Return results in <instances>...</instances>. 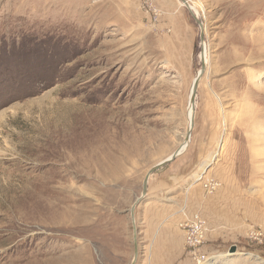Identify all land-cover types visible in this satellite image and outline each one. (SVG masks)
<instances>
[{
    "label": "rangeland",
    "instance_id": "rangeland-1",
    "mask_svg": "<svg viewBox=\"0 0 264 264\" xmlns=\"http://www.w3.org/2000/svg\"><path fill=\"white\" fill-rule=\"evenodd\" d=\"M188 1L198 19L176 0L187 24L163 27L160 0H0V264H131V208L186 139L202 32L188 145L219 133L195 182L221 236L203 264H264V0Z\"/></svg>",
    "mask_w": 264,
    "mask_h": 264
},
{
    "label": "crops",
    "instance_id": "crops-1",
    "mask_svg": "<svg viewBox=\"0 0 264 264\" xmlns=\"http://www.w3.org/2000/svg\"><path fill=\"white\" fill-rule=\"evenodd\" d=\"M160 1L165 14L161 22L163 27H177L179 22L187 24L185 19L180 21L178 18L181 14L178 12L176 0ZM214 107L216 105L212 106ZM214 120L216 118H212L211 125H216V122L213 123ZM201 124L202 129L192 135L191 144L172 162L170 161V164L167 163L157 170L149 180L147 194L141 204L142 212L137 211L141 229L136 264H193L186 261L188 254L184 233L179 225L185 218L193 219L198 212L207 218L206 212L209 208L207 204L204 205L207 200L204 197L202 182H195L200 171L196 166L207 159H211L212 162L216 158V154L212 156L213 158L211 154L217 146L219 136L213 126L208 128L207 124ZM217 168L218 166L214 169ZM184 203L187 217L181 212L179 215L173 212L178 206L182 208ZM210 223L205 249L214 252L220 250L215 247L221 237L220 228L215 221Z\"/></svg>",
    "mask_w": 264,
    "mask_h": 264
},
{
    "label": "water",
    "instance_id": "water-1",
    "mask_svg": "<svg viewBox=\"0 0 264 264\" xmlns=\"http://www.w3.org/2000/svg\"><path fill=\"white\" fill-rule=\"evenodd\" d=\"M182 1L184 3H186V5L190 9H192L190 7V4H189L188 0H182ZM195 17L198 19V16L195 15ZM200 25H201V27L203 26V21H200ZM201 38H202V42L205 44L204 32H202ZM204 44H203V46H204ZM201 60H202L201 69L198 72V74H197V76H196V78H195V80L193 82V86H192V94H191V100L190 101H191V104H193V105L195 104V98H196V95H197V90H198V87H199L200 80L203 77V74L205 73L206 68H207V62H206V59H205V56H204V49H202V52H201ZM193 125H194V119L191 121V125L188 127V132H187V137H186V141H188V142H189V140L191 138V130L193 129ZM181 152H182V147H179L172 155H170L166 159L162 160L161 162H159L158 164L153 166L148 171V173L146 174V176L144 178L142 194H141V196H139L137 198L135 204L131 208L132 221H133V224H134V239H135L134 240V257H133V260H132L131 264H136V261H137L138 255H139L138 236H137V229H136V226H135V206L137 204H139L141 202V200L144 199V197L146 196L147 190H148V183H149V179H150L151 175L153 173H155L157 170H159L160 168H162L163 166H165L167 163H169L170 161L175 159L177 156H179L181 154ZM230 251L231 252H236L237 251L236 246H233L230 249Z\"/></svg>",
    "mask_w": 264,
    "mask_h": 264
},
{
    "label": "built area",
    "instance_id": "built-area-1",
    "mask_svg": "<svg viewBox=\"0 0 264 264\" xmlns=\"http://www.w3.org/2000/svg\"><path fill=\"white\" fill-rule=\"evenodd\" d=\"M219 185V181H213V179L204 182V187L208 192H212ZM182 212L186 215V208H183ZM180 226L184 229L187 246L190 248L194 256L196 254L197 263L203 264L207 259L206 255L201 251L202 247L207 242L208 229L206 221L200 218L199 213H196L193 219L185 218L184 221L180 222Z\"/></svg>",
    "mask_w": 264,
    "mask_h": 264
},
{
    "label": "bare ground",
    "instance_id": "bare-ground-1",
    "mask_svg": "<svg viewBox=\"0 0 264 264\" xmlns=\"http://www.w3.org/2000/svg\"><path fill=\"white\" fill-rule=\"evenodd\" d=\"M190 7H191L193 10H195V12H196V16H197L198 12H197L196 7H194V6L191 5V4H190ZM203 28H204V24H203ZM203 49H204V56H205L206 62L208 63V60H209L208 57H209V56H208V47H207L206 42H205V44H204V46H203ZM199 71H200V70H199ZM199 71H198V72H199ZM194 80H195V79H194ZM192 86H193V85H192ZM191 94H192V93H191ZM190 100H191V95H190ZM194 107H195V104H194V105L191 104V101H190L189 110H188V127L191 125L192 116H193V113H194ZM186 137H187V135H186ZM187 145H188V141H186V139H185L184 142H183V144H182V146H180V147H182V151H184V150L186 149Z\"/></svg>",
    "mask_w": 264,
    "mask_h": 264
}]
</instances>
